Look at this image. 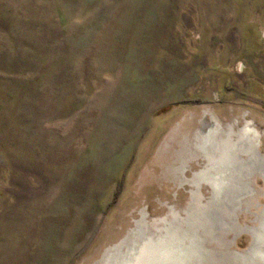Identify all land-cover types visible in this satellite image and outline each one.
Segmentation results:
<instances>
[{
	"label": "rangeland",
	"instance_id": "374dc122",
	"mask_svg": "<svg viewBox=\"0 0 264 264\" xmlns=\"http://www.w3.org/2000/svg\"><path fill=\"white\" fill-rule=\"evenodd\" d=\"M248 125L264 155V0H0V264H145L211 199L207 130Z\"/></svg>",
	"mask_w": 264,
	"mask_h": 264
},
{
	"label": "bare ground",
	"instance_id": "6f19581e",
	"mask_svg": "<svg viewBox=\"0 0 264 264\" xmlns=\"http://www.w3.org/2000/svg\"><path fill=\"white\" fill-rule=\"evenodd\" d=\"M216 132V127L207 130L199 144L202 150L205 149L209 163L197 177L206 181L212 188L211 199L204 207H200V203L197 204L195 195L192 196V203L196 202L198 207L196 212L200 210L199 213L202 215H198V218L203 219L202 223H197L198 218L197 221L188 219L185 221L188 224L185 229L171 226L164 242L159 239L147 242L146 249L141 247L139 252L145 264H219L220 260H229L227 250L222 249L219 252L205 247L203 252L202 248L207 239L216 243L226 232L232 230L234 233L237 232L236 224L227 219L234 216L236 208L240 209L244 195H250L255 191L249 186L250 177L258 174L264 181V155L258 152L257 132L249 125L237 132L233 140L230 138L216 140L214 139ZM260 208L259 213L254 214L255 225L248 229L252 242L243 255L236 253L237 257L232 258V261L238 259L236 264H264V206ZM220 245L222 244L217 247ZM139 263L141 262L138 257L132 264Z\"/></svg>",
	"mask_w": 264,
	"mask_h": 264
}]
</instances>
